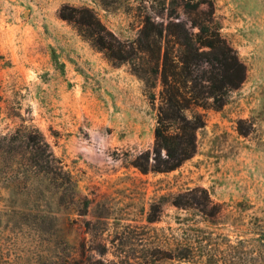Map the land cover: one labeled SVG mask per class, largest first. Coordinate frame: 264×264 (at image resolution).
<instances>
[{"label":"rangeland","instance_id":"1","mask_svg":"<svg viewBox=\"0 0 264 264\" xmlns=\"http://www.w3.org/2000/svg\"><path fill=\"white\" fill-rule=\"evenodd\" d=\"M82 8L135 47L141 71L153 66L138 52L150 19L210 24L238 55L244 82L221 107L189 113L204 126L178 169L141 171L162 85L152 102L132 65L84 39L68 21ZM5 136L0 264H185L187 244L206 255L191 264H248L241 242L256 237L254 217L264 225V0H0ZM61 168L72 181L55 177Z\"/></svg>","mask_w":264,"mask_h":264},{"label":"trees","instance_id":"2","mask_svg":"<svg viewBox=\"0 0 264 264\" xmlns=\"http://www.w3.org/2000/svg\"><path fill=\"white\" fill-rule=\"evenodd\" d=\"M201 4L198 1L196 6ZM75 11L81 14L80 19L73 16L75 20L68 21L74 23L79 34L110 61L132 65L134 75L145 84L152 102L156 100L154 89L158 82L161 83L153 162L150 164L148 161L141 171L146 174L169 173L178 169L195 154L197 132L204 126L200 114L190 116L189 113L194 107H221L227 94L244 82L246 70L238 55L222 37L220 29L212 28L210 24L201 25L194 21L188 27L184 21H178L164 27L150 19L141 33L147 44L144 50L140 48L138 52L152 55L153 66L149 65L141 71L135 62L129 60L136 52L133 45L128 50L90 9ZM60 18L67 19L63 14ZM164 39L166 45H163ZM10 140L13 138L0 137V159L5 157L6 142ZM55 177H67L68 183L72 181L70 174L63 172L62 168ZM252 226L256 228V237L241 242L243 260L248 264H264V225L261 218L254 217ZM252 242L254 250L246 251L247 245ZM187 249V254L176 258L178 261L185 264L205 261L206 255L193 254L192 244H187ZM70 264L78 263L74 261Z\"/></svg>","mask_w":264,"mask_h":264}]
</instances>
